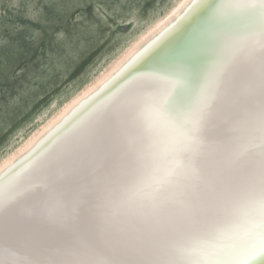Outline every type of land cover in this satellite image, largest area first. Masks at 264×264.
Returning a JSON list of instances; mask_svg holds the SVG:
<instances>
[{
    "label": "snow or ice",
    "instance_id": "obj_1",
    "mask_svg": "<svg viewBox=\"0 0 264 264\" xmlns=\"http://www.w3.org/2000/svg\"><path fill=\"white\" fill-rule=\"evenodd\" d=\"M186 3L160 40L180 38L140 68L138 54L77 134L0 175V264L264 258V0ZM10 214L40 232L11 231Z\"/></svg>",
    "mask_w": 264,
    "mask_h": 264
},
{
    "label": "rangeland",
    "instance_id": "obj_2",
    "mask_svg": "<svg viewBox=\"0 0 264 264\" xmlns=\"http://www.w3.org/2000/svg\"><path fill=\"white\" fill-rule=\"evenodd\" d=\"M185 0H0V168Z\"/></svg>",
    "mask_w": 264,
    "mask_h": 264
},
{
    "label": "bare ground",
    "instance_id": "obj_3",
    "mask_svg": "<svg viewBox=\"0 0 264 264\" xmlns=\"http://www.w3.org/2000/svg\"><path fill=\"white\" fill-rule=\"evenodd\" d=\"M188 2H190V0H188ZM185 7H187L186 0L168 18H166L165 21L152 30L149 35L138 42L94 87L69 106L63 114L45 128L26 148L0 168V175H3L8 169L19 164L23 165V167L19 169L20 174L22 176L26 175L34 166L40 164L51 149L57 146L58 141H62V139L69 134H77L82 126V121L86 122L101 106L111 102V98L116 93V88L110 89L106 93L104 92V89L117 78L122 70L125 69V67L129 65L138 54L145 52L146 50L148 52L144 60L136 66L137 68H140L151 61L152 58L161 55L170 45L180 38L181 33L175 32L167 39L160 40L162 34L170 29V26L177 21V18L180 17ZM133 73H135V69H133ZM127 83L128 81L122 80L117 87L126 86ZM101 93H104V95L101 96L100 100H97L95 104H91L90 102L93 101L95 97L100 96ZM85 104H89V108L85 109V111L81 113V116L74 120L68 128H65L59 136L51 140L48 145H45V141H49V138L53 137V134L56 133L58 129L62 128L68 120L72 119L76 112H78ZM42 145L44 147L41 150ZM4 223L5 218L0 217V233L4 230ZM7 223L11 231H19L22 233H39L42 228V225L39 223L24 221L16 214L8 215ZM253 264H264V258H258Z\"/></svg>",
    "mask_w": 264,
    "mask_h": 264
}]
</instances>
